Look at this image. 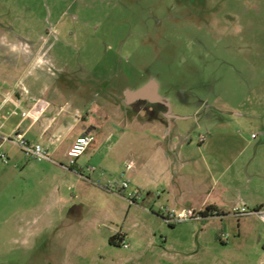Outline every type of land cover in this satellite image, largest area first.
Here are the masks:
<instances>
[{
    "label": "rangeland",
    "instance_id": "1",
    "mask_svg": "<svg viewBox=\"0 0 264 264\" xmlns=\"http://www.w3.org/2000/svg\"><path fill=\"white\" fill-rule=\"evenodd\" d=\"M153 81L187 140L182 173L209 178L228 202L264 207V0H0V105L15 100L0 109L9 159H0V264H264L258 216L171 225L162 198L121 201L130 215L120 206L105 222V202L78 196L73 205L74 190L44 175L47 164L63 181L70 171L16 145L33 123L31 97L48 104L46 116L64 115L72 140L99 118V104H115L122 119L128 93ZM42 124L24 138L36 143ZM64 135L50 152L58 163ZM60 194L63 213L52 202ZM121 231L128 249L109 242Z\"/></svg>",
    "mask_w": 264,
    "mask_h": 264
},
{
    "label": "crops",
    "instance_id": "2",
    "mask_svg": "<svg viewBox=\"0 0 264 264\" xmlns=\"http://www.w3.org/2000/svg\"><path fill=\"white\" fill-rule=\"evenodd\" d=\"M137 91L132 90L131 94ZM155 96L158 101H152L149 97L129 101L127 96V108L122 109L124 116L122 119L114 112L117 107L115 104L108 106L104 105V102L99 104L97 107L99 118L90 122L91 127L85 133L72 140H68L67 137L73 126L65 121L64 115L52 112L50 109L47 115L50 112L52 115L46 116V111L49 110L48 104L41 106L35 98L31 97L30 99L35 102L34 114L41 108L45 109V113L38 121L33 119L30 126H21L19 134L28 139L33 125L41 121L42 130L35 142L47 146L51 154H55L56 146L59 144L55 139L58 138V131H63L64 151L58 156L62 164L69 161L68 152L79 138L87 134L95 137L94 142L77 160L76 165L69 170L70 174L64 181L57 175L59 171L49 164L46 166L47 173L44 175H54V179H59L60 183L74 190L70 199L73 205L80 206L77 201L78 196H81L82 200L94 197L105 202V207L100 209V214L107 217L105 222H109L111 218L120 214V206L126 209L127 216L130 215L131 208L127 209L126 205L120 204L125 198L106 189L107 183L115 179L114 176H120L126 171V164L130 161L135 162L136 168L127 172V178L132 187L140 189L143 193V203L148 202L153 207L158 200L165 198L167 203L161 207L197 210L211 208L225 216H231L232 210L242 204L228 202L224 197V190L220 189L218 193L214 182H211L209 178L195 175L191 178L188 174L182 173V167L181 170L179 169V164L181 166L185 164L183 149L187 140L179 138L178 127L172 120L174 118L172 104L161 97L158 85ZM9 99L15 102L13 95H9L0 105V109ZM146 103L150 105V108L159 103L158 111L154 115L150 114L145 108ZM104 107L108 109L107 118L101 115L103 112L101 109ZM101 127L107 132V136L102 139L96 136L101 131ZM89 167L95 168V171L88 172ZM52 202H55V205L63 202L62 213L67 209L66 199L61 194ZM245 205L250 208L264 209L263 205L261 207L256 204L252 207L249 204ZM83 214V211L79 214L80 221ZM119 234L127 239L126 232L121 231Z\"/></svg>",
    "mask_w": 264,
    "mask_h": 264
},
{
    "label": "built area",
    "instance_id": "3",
    "mask_svg": "<svg viewBox=\"0 0 264 264\" xmlns=\"http://www.w3.org/2000/svg\"><path fill=\"white\" fill-rule=\"evenodd\" d=\"M44 113L45 109L41 108L38 113L33 115V119L35 121H38L40 116ZM23 116L29 117V114L23 113ZM58 140L59 138L56 139V141ZM94 140L95 137L90 134L79 138L76 141L75 145L68 152L69 163L62 164L58 163L52 158L50 150L47 146L41 143H32L25 139L22 135H19L17 139H15L16 145L21 149L22 153L28 160L51 162L59 165L61 168L67 171L71 170L73 166L76 165L77 160L86 152V150L94 142ZM0 159L4 164L9 163L7 155L0 154ZM135 168V162H127L126 171L123 172L118 179H112L107 183V191L122 195L125 200H127L131 204H139L140 201L143 200V193L140 189L132 187L131 182L126 178L127 172L134 170ZM87 171L93 173L95 171V168L89 167ZM83 177L86 178L85 175H83ZM160 214L163 216L164 221L171 225L188 221H205L208 219L224 217L220 212L215 210H213L212 212H208L207 210H197L194 208H184L180 211H176L174 208L172 209L162 207L160 209ZM231 216L237 219L247 218L250 216H258L264 222V209H250L247 205L242 204L232 210ZM121 244L125 249H128L130 247L125 240H123Z\"/></svg>",
    "mask_w": 264,
    "mask_h": 264
},
{
    "label": "water",
    "instance_id": "4",
    "mask_svg": "<svg viewBox=\"0 0 264 264\" xmlns=\"http://www.w3.org/2000/svg\"><path fill=\"white\" fill-rule=\"evenodd\" d=\"M157 89V83L151 82L150 84L146 85L145 87L139 89L135 93H128L129 101H133L140 98L149 97L152 101H158V98L155 96V91Z\"/></svg>",
    "mask_w": 264,
    "mask_h": 264
},
{
    "label": "trees",
    "instance_id": "5",
    "mask_svg": "<svg viewBox=\"0 0 264 264\" xmlns=\"http://www.w3.org/2000/svg\"><path fill=\"white\" fill-rule=\"evenodd\" d=\"M206 210H207L208 212H212V211H213L211 208H207ZM219 215H220V214H219ZM222 215H223V214H222ZM223 216H225V215H223ZM123 238H124V236H123L122 234H119V233H118L117 235L111 237L109 242H110L111 245H118V244H117V241L120 242V241L123 240Z\"/></svg>",
    "mask_w": 264,
    "mask_h": 264
},
{
    "label": "flooded vegetation",
    "instance_id": "6",
    "mask_svg": "<svg viewBox=\"0 0 264 264\" xmlns=\"http://www.w3.org/2000/svg\"><path fill=\"white\" fill-rule=\"evenodd\" d=\"M159 106H160V104L157 103V104L151 106V108H150V105H148L147 103L145 104V108H146L147 111H148L150 114H152V115H154V114L158 111Z\"/></svg>",
    "mask_w": 264,
    "mask_h": 264
}]
</instances>
